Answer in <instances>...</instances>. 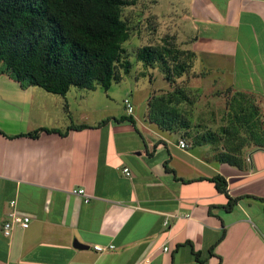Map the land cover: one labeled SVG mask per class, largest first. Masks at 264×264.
<instances>
[{"label": "crops", "instance_id": "crops-1", "mask_svg": "<svg viewBox=\"0 0 264 264\" xmlns=\"http://www.w3.org/2000/svg\"><path fill=\"white\" fill-rule=\"evenodd\" d=\"M179 1L196 59L170 84L182 90L180 110L171 105L182 124L173 129L146 114L143 133L134 111L136 125L114 120L108 103L99 108L111 87L55 94L16 80L0 62V264H264V147L246 144L239 167L218 160L225 146L212 142V131L231 125L238 91L264 117V0ZM216 175L238 199L231 210ZM74 188H85L89 202ZM11 200L32 220L6 237Z\"/></svg>", "mask_w": 264, "mask_h": 264}, {"label": "trees", "instance_id": "trees-1", "mask_svg": "<svg viewBox=\"0 0 264 264\" xmlns=\"http://www.w3.org/2000/svg\"><path fill=\"white\" fill-rule=\"evenodd\" d=\"M139 0H0V62L16 80L39 86L46 91L65 95L74 86L108 90L114 79L131 70L128 49L124 43L134 34V26L125 18L127 8ZM149 23H151L149 21ZM154 30V25L149 24ZM174 35L159 42L152 41L137 50V58L145 66L158 63L166 80L191 74L196 53L176 45ZM181 87L159 98L162 116L156 118L163 129L182 124L171 105L180 103ZM231 125L222 133L212 131V142L223 143L224 150L216 153L218 160L242 166L243 147L254 143L264 147V117L247 94L235 93ZM155 100H150L153 108ZM111 118L102 120L103 125ZM136 125L132 115L113 118ZM88 125H77L83 128ZM231 127L233 130H231ZM243 131V133H242ZM39 131L32 134L38 135ZM31 134V133H30ZM237 143L230 148L229 143ZM166 168L167 162H166ZM216 188L228 196L226 208L231 210L237 198L228 195L227 180L222 175L211 178ZM190 244V243H189ZM199 259L200 253H195ZM212 254V253H210Z\"/></svg>", "mask_w": 264, "mask_h": 264}, {"label": "rangeland", "instance_id": "rangeland-1", "mask_svg": "<svg viewBox=\"0 0 264 264\" xmlns=\"http://www.w3.org/2000/svg\"><path fill=\"white\" fill-rule=\"evenodd\" d=\"M181 9L182 2L179 0H139L137 5L127 8L124 14L125 18L135 28L133 36L124 43V46L128 49L132 67L128 73H125L121 66H118V71L122 77L113 80L110 89L112 92L106 99H101L99 108L104 110L106 103H108L110 108L106 109L108 110L106 114H115L117 117L128 115L124 104V98L128 97L133 103L134 115L139 122V129H142L143 133H146L142 127L146 124V114H150V118L155 120L162 116L161 113L164 111L160 107L163 102H160L159 98L171 88L170 82L165 79L160 65L156 63L153 66H145L141 60H138L137 50L150 41L153 43L159 42L160 39L168 35L166 33L168 28L175 36L177 46L182 49H190L191 43L189 40H191L192 34L188 36V33L191 31V25L189 21L180 19ZM149 24L155 26L154 30L151 29L152 27ZM180 79L178 78L176 81ZM208 81L211 80H207V83H211ZM174 91L175 88L169 92L173 93ZM151 99H156L153 108L150 107ZM178 108L180 110V104ZM102 110L99 113L94 112V115L103 116L104 112ZM200 111L201 109L194 111V117L199 116ZM195 121L197 120L195 119ZM163 134L167 138L176 139L178 137L176 132L168 131L163 132Z\"/></svg>", "mask_w": 264, "mask_h": 264}, {"label": "built area", "instance_id": "built-area-1", "mask_svg": "<svg viewBox=\"0 0 264 264\" xmlns=\"http://www.w3.org/2000/svg\"><path fill=\"white\" fill-rule=\"evenodd\" d=\"M124 104L125 107L127 109L128 114H132L134 109H133V103L132 101L126 97L124 99ZM189 145L188 143L181 139L180 140V147L181 148H187ZM124 172L126 173V175H131V171L129 168H124ZM72 193L81 195L84 198L85 202H89V195L86 193V189L85 188H74L72 189ZM10 211H8V218L4 221L3 223V234L6 237H10L12 236L13 230L15 227H21L23 229H26L30 226L31 224V220L32 217L27 214V213H23L20 210H18L17 208V201L16 200H11L10 201ZM94 250L97 252H104L107 251L109 249H113L115 248L114 245H109V246H102V245H94ZM165 250H168V247L164 248ZM149 259L147 258L146 261H148Z\"/></svg>", "mask_w": 264, "mask_h": 264}, {"label": "water", "instance_id": "water-1", "mask_svg": "<svg viewBox=\"0 0 264 264\" xmlns=\"http://www.w3.org/2000/svg\"><path fill=\"white\" fill-rule=\"evenodd\" d=\"M74 245H75L76 247L80 248V249H89V246L84 245V244L78 242L77 240L74 241Z\"/></svg>", "mask_w": 264, "mask_h": 264}]
</instances>
